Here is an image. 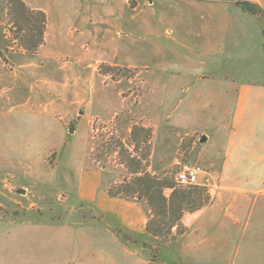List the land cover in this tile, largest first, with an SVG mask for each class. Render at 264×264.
<instances>
[{"label": "rangeland", "instance_id": "rangeland-1", "mask_svg": "<svg viewBox=\"0 0 264 264\" xmlns=\"http://www.w3.org/2000/svg\"><path fill=\"white\" fill-rule=\"evenodd\" d=\"M39 1L53 22L78 5L66 38L85 49L66 66L36 59L28 15L0 0V264H264V184L234 187L221 169L234 88L264 83V0L259 14L235 0ZM22 94L29 113L9 111ZM177 162L202 166L212 201L158 237L125 240L80 199L91 165L105 189L145 173L170 180L168 197L190 189Z\"/></svg>", "mask_w": 264, "mask_h": 264}, {"label": "crops", "instance_id": "crops-1", "mask_svg": "<svg viewBox=\"0 0 264 264\" xmlns=\"http://www.w3.org/2000/svg\"><path fill=\"white\" fill-rule=\"evenodd\" d=\"M24 1L31 9L45 11L48 18L45 30L46 42L38 48L37 53H33L36 59L61 62V57L65 54L83 58L85 42L79 39L69 42L66 38V27L78 17V5L73 6L75 13L69 12L70 10L65 7L62 8L63 10L60 9L59 21L53 22L46 4L39 0ZM24 56L29 57V54L24 53ZM63 65H68V62H61V66ZM20 66L24 73H28L31 63L23 62ZM42 66L40 63L36 69ZM257 83L260 85H242L234 88L237 96L231 109L230 124L220 126L223 132L230 131L231 133L228 138L224 135L221 141L225 148V161L221 166L222 173H239L237 178L231 181L237 188H255L264 184V83ZM15 93L16 91L10 92L8 98L15 99ZM29 102L28 96L22 94L19 101L10 104L9 111L25 108L29 113ZM78 176V192L81 200L95 204L105 216L117 220L125 232L138 234L145 232L151 214L146 204L142 201L111 197L107 189L102 186V170L96 166L91 165L88 169H83ZM221 217L220 219L224 220ZM242 217L243 215H239L234 222L239 224Z\"/></svg>", "mask_w": 264, "mask_h": 264}, {"label": "trees", "instance_id": "trees-1", "mask_svg": "<svg viewBox=\"0 0 264 264\" xmlns=\"http://www.w3.org/2000/svg\"><path fill=\"white\" fill-rule=\"evenodd\" d=\"M235 2L242 10L252 14H259L263 10L259 4L251 0H235ZM9 3L11 8L14 4H19L24 14L28 15L30 37L32 38V45L29 48L34 52L37 51L46 42L45 30L48 22L46 12L40 9H31L24 0H9ZM33 27L37 28V33H34ZM163 178L160 180L157 176L145 173L126 182L124 185L122 184L121 188L115 189L116 187L113 185L107 189L111 197H123L137 201L146 199L152 217L147 223L145 232L157 237L164 233V228L177 225L184 213L196 212L212 201L207 187L199 185L189 186L190 189L175 188L171 196L168 197L165 194V189L174 188V186L167 177ZM157 222L161 223L159 230L155 228ZM123 238L125 240L133 239L127 232L123 233Z\"/></svg>", "mask_w": 264, "mask_h": 264}, {"label": "built area", "instance_id": "built-area-1", "mask_svg": "<svg viewBox=\"0 0 264 264\" xmlns=\"http://www.w3.org/2000/svg\"><path fill=\"white\" fill-rule=\"evenodd\" d=\"M178 169L175 173L176 182L184 187L189 186H207L208 178L204 177L202 179L203 174L205 173L204 169L199 164H192L188 162H177Z\"/></svg>", "mask_w": 264, "mask_h": 264}, {"label": "water", "instance_id": "water-1", "mask_svg": "<svg viewBox=\"0 0 264 264\" xmlns=\"http://www.w3.org/2000/svg\"><path fill=\"white\" fill-rule=\"evenodd\" d=\"M71 131H73V130H71ZM207 136L206 135H204L202 138H201V142H205L206 140H207Z\"/></svg>", "mask_w": 264, "mask_h": 264}]
</instances>
